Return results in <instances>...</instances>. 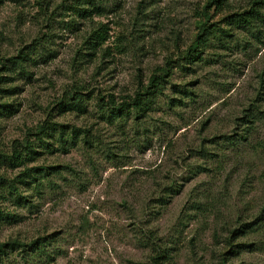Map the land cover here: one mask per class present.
<instances>
[{
	"label": "rangeland",
	"instance_id": "rangeland-1",
	"mask_svg": "<svg viewBox=\"0 0 264 264\" xmlns=\"http://www.w3.org/2000/svg\"><path fill=\"white\" fill-rule=\"evenodd\" d=\"M46 2L0 0V77L12 79L0 86V103L12 105L0 117V153L21 150L44 122L87 129L91 145L53 144L32 161L0 165V243L39 245L5 264H150L152 242L169 253L163 264H219L227 232L261 211L264 219V26L257 40L233 30L199 60L184 55L197 21L224 30L222 19L248 0L211 6L204 19L206 0H91L85 18L73 12L81 0ZM18 51L29 52L25 74H7ZM159 67L168 74L151 111L105 120L98 104L133 96ZM73 91L82 112H62ZM255 100L263 114L247 140L224 141ZM49 166L56 173L24 178V169ZM11 185L25 203L7 194ZM233 243L251 247L226 264H264V220Z\"/></svg>",
	"mask_w": 264,
	"mask_h": 264
},
{
	"label": "trees",
	"instance_id": "trees-1",
	"mask_svg": "<svg viewBox=\"0 0 264 264\" xmlns=\"http://www.w3.org/2000/svg\"><path fill=\"white\" fill-rule=\"evenodd\" d=\"M46 0H38V4L40 6L46 7ZM247 6L240 10L229 13L222 20L225 25L224 30H219L214 27L213 24H206V21L203 20L197 21V33L191 44L187 47V51L184 55V58L187 57L192 61L199 60L201 50L210 43L215 40L220 44L221 47L225 45V38L230 36L234 31H243L248 33L253 38L259 39L258 37L261 35V28L264 26V13L262 12V8H264V0H248ZM42 4V5H41ZM82 6L95 7L91 5V0H81V3L77 4L73 7L74 14L79 18H85L86 15L83 14L85 9H82ZM214 6V8L218 10H223L224 7L227 6V0H206L204 7L200 11L201 18H208L207 13L209 7ZM70 24V23H68ZM71 26V25H70ZM98 37V36H97ZM100 38V37H99ZM100 40V39H99ZM29 59V52L22 53V51H18L15 57L8 59L6 62L10 63L9 67H3L7 74H10L12 70L18 68L19 75H23L24 70L22 66ZM158 74L156 76L152 75L147 84L144 87H141L140 91H137L133 94V96H125V98L121 102H116L111 95L108 96L109 100L104 104H98L97 107L101 114H104L106 117L105 120H121L123 118L131 117L134 120H139L143 118L149 111L152 110L153 106L156 103L157 97L162 94L164 78L167 77V68L159 67L157 68ZM11 77H0V86L8 84L11 82ZM1 91H5L4 89H0ZM79 92L73 91L68 96H66L67 100L63 104V102L59 103L62 112H77L81 113L83 110V100L80 96ZM256 98H260V94L257 93ZM258 100V99H256ZM255 101H253L252 110L248 111V108L245 111H242L240 118H237L234 124L240 128L238 132L233 133V138L231 136H225L224 141L227 142H236V141H246L247 136L252 133L254 129L255 122L261 120L263 112L257 110L255 105ZM99 102H102V99H99ZM250 105V104H249ZM12 105L7 103H0V117H8L11 115ZM65 125L55 124L51 122H44L42 126L37 127V130L31 134L33 137V141L29 139H25L22 144L23 147L21 150H14L9 156L0 153V165L4 163H8L9 166L12 164H22L23 162H29L35 159L36 156L39 155V152L36 149H39L40 152L43 150H48L51 148L53 144H57V149L61 151H66L67 148H73L77 145L78 142H82L85 146L91 145V140L88 135V130L83 129V131L75 128H69V131ZM57 167H36L30 168L23 171L24 178L30 179V183L35 181V171L37 174H40L41 177L48 176L50 173H56ZM33 171V172H32ZM4 183V179L0 174V185ZM19 184L28 185L26 180H18ZM6 190L9 196H14L15 200L18 203L24 202L25 197L21 196L18 193V190L15 186L8 187ZM170 190V189H169ZM172 193V190H171ZM174 195L177 194V189L173 190ZM14 217L11 215L5 214V220L11 221ZM3 220V219H2ZM5 220H3L5 222ZM263 211L255 217L249 223H243L239 227L229 230L225 237V244L228 246L229 250L224 251L220 254L219 264H226L227 258L229 255L234 256L237 253L238 249H250V244L244 243H236L233 242L247 233H250L255 226H260L263 222ZM148 238L151 239L153 237L150 231L147 232ZM37 240L30 242L28 245H21L16 242H8V243H0V264H5V260L7 256L16 251H39V245L37 244ZM42 246V245H41ZM40 246V247H41ZM150 254L148 256V261L151 264H163L169 258V253H167V249L164 245L160 246L155 243H151L149 245ZM235 249V250H234ZM169 250V249H168ZM27 254V253H26Z\"/></svg>",
	"mask_w": 264,
	"mask_h": 264
}]
</instances>
